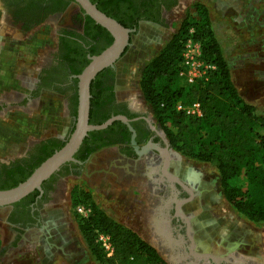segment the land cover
Segmentation results:
<instances>
[{
  "label": "trees",
  "instance_id": "obj_1",
  "mask_svg": "<svg viewBox=\"0 0 264 264\" xmlns=\"http://www.w3.org/2000/svg\"><path fill=\"white\" fill-rule=\"evenodd\" d=\"M14 1L12 9L14 19L16 21L20 17L29 19L31 24L25 27L27 29L40 23L46 11L57 8L54 5L57 0ZM90 1L123 26L135 30L140 22L166 26L162 12L176 3V0ZM71 2L74 0H65L59 11H64ZM194 12L195 16H185L180 21L169 39L144 63L138 81L139 90L150 108L152 119L164 131L169 144L183 156L213 166L218 173L219 186L229 206L247 221L264 224V112L241 97L232 80L224 50L212 28L206 6L195 3ZM74 20L84 21L82 32L63 29L62 34H65L66 38L78 36L85 44H90L92 41L89 39L92 38L96 42L83 51L81 64L69 71V74L73 75L80 73L88 63L89 58L84 56L85 52H89V55L98 54L112 41L111 34L84 14L80 7L74 15ZM189 27H193V36L200 41L202 58L213 63L215 69L209 73L206 80L185 85L178 76V64ZM66 47L61 57L73 52L69 44ZM127 48L128 46L123 54ZM105 70L106 68L99 71L90 83L88 122L92 124L101 123L115 114H124L128 118L133 116L126 108L109 105L104 99L105 96L96 90L98 78ZM74 90L73 117L76 116L77 107L75 77ZM196 100L202 111L199 117H189L175 109L177 103L189 104ZM73 126L74 123L63 138L53 136L40 139L21 157L13 158L7 163L0 162V189L13 187L23 181L40 162L65 143ZM115 127L121 128L119 137L113 132ZM102 135L106 136L100 139ZM129 135L130 131L126 125L116 120L105 129L88 132L74 158L84 159L90 152L102 146L128 142ZM96 137H99V140L93 142ZM122 149L134 154L131 147L124 146ZM238 176H242L244 182L235 185L231 180ZM74 193V205L80 203L89 208L87 216L79 218L78 229L89 252L99 264H168L154 246L142 239L136 231L99 209L88 191L80 189L74 190ZM29 194L12 206L19 207ZM7 220L16 221L11 214L7 216ZM96 231L108 236L112 249L110 255L106 254L97 241ZM17 245L18 243L14 241L7 249L13 250ZM7 249L4 250L2 247L0 238V261Z\"/></svg>",
  "mask_w": 264,
  "mask_h": 264
},
{
  "label": "rangeland",
  "instance_id": "obj_2",
  "mask_svg": "<svg viewBox=\"0 0 264 264\" xmlns=\"http://www.w3.org/2000/svg\"><path fill=\"white\" fill-rule=\"evenodd\" d=\"M186 2L188 6L185 10L172 20L168 19L166 26L140 22L137 29L131 32V43L116 62L118 95L151 118L150 108L138 86L141 69L169 39L185 16L196 15L195 3H202L207 8L212 28L224 50L232 80L241 97L264 112V0ZM62 18L63 22L68 20V12ZM50 27L48 24L38 26L35 33L22 39L25 40L22 42L17 36L9 34L7 38L14 47L9 52H2L1 62L4 66L0 63V71L17 81L16 78L23 75L21 67L38 64L43 45L51 42ZM54 108L58 115L68 116V133L75 117L68 115L63 100L56 101ZM99 151L106 160L120 158L113 146L103 147ZM124 164L129 175L120 171L121 176L86 178L90 170H81L77 177L64 178L53 203L41 209L44 226L23 233L21 242L13 250L7 249L15 238V232L6 220L10 207H0V238L2 247L7 249L0 264H99L89 252L78 229L81 214L76 210L78 204L74 205L73 201L74 190L80 189L88 191L97 207L117 222L136 231L148 243L160 246L159 232L153 223L154 212L148 210L150 189L146 184L153 175L148 168L147 157L143 155L140 161L124 160ZM172 166L200 192L194 203L187 207L196 215L198 236L204 241L202 246L211 249L216 246L237 252L244 264H264V224L247 221L229 206L219 186L215 168L183 155H179ZM231 182L239 185L244 182V178L238 176ZM161 250V255L168 254V250Z\"/></svg>",
  "mask_w": 264,
  "mask_h": 264
},
{
  "label": "flooded vegetation",
  "instance_id": "obj_3",
  "mask_svg": "<svg viewBox=\"0 0 264 264\" xmlns=\"http://www.w3.org/2000/svg\"><path fill=\"white\" fill-rule=\"evenodd\" d=\"M64 1L57 0V3L55 2L54 4L57 8L46 11L43 14V18L41 17L43 20L40 23L32 25L30 29H27L25 27L31 24L29 19L24 17H20L18 21L14 19L12 9H14L15 1L0 0V9L4 16V23L6 29L9 30V32L8 30L6 31L8 36L9 34H13V36L15 35L14 37L17 36L16 38L21 41L29 36L31 37L35 33V28L42 24H48L52 27H50L52 29L50 32L51 42L47 44L46 49L39 55L35 74L31 79L27 78L24 74L18 76L27 85L29 89L28 94L15 91L1 93L0 110L13 106L24 108L26 103L35 99L42 90H49L62 97L68 115H72L75 90L74 77H72L73 74H69V71L81 64L83 51L95 43L96 40L94 38L89 39L92 42L85 44V41L78 36L66 38L65 34H62L61 31L63 29L75 30L81 33L82 26L84 25V21L74 20L75 13L79 11L76 3L71 2L66 6L64 11H59V7ZM187 6L186 0H176V3L170 9L162 12V17L166 22L168 19L172 20L180 11L183 12ZM67 12L69 14L68 22H61L62 16ZM67 44L71 46L73 52L61 57L60 55H64L63 49L67 48ZM89 54V52H85L84 56L88 58ZM116 62L112 67H106V70L99 76L96 90L105 96L104 99L109 105L126 108V110H129L133 114L129 119L135 130V144L138 146V150L142 149L143 152L138 153L134 148V145L131 143L130 132L128 142H116L105 145L93 150L84 159L76 158L77 161H68L62 164L58 170L44 181L41 185V190L30 192L28 198L19 207L9 206L10 209L7 216L11 214L16 219L15 222H11L6 217L10 228L15 232V238L10 245L14 241L19 245L22 235L26 231L44 226L41 221V209L53 203L64 178L77 177L81 173V170H90V173L85 176L86 178L99 175H102L104 178L106 176H121L120 171L129 175V170L126 168L124 160L140 161L141 157L146 155L148 168L153 175L151 179H148L146 184L147 188L150 189L148 210L154 212L153 223L161 234H158L159 247L167 250L169 246L174 256L177 253L176 259L179 264H244L241 262L240 255L237 252H230L221 249V247L216 248V246L212 249L202 246L204 241L198 236L199 229L197 227L198 224L195 222L196 215L192 209L187 207L194 203L200 192L183 179L177 168L172 166V163L182 154L169 144L164 131L152 119V114L151 118L148 117L146 113L132 106L126 98L118 95L116 88ZM119 130H121L120 127L113 129L117 137L120 136ZM66 134L63 136L50 134L30 141L23 152L25 154L28 148L40 139L53 136L63 138ZM103 136L106 135L99 136L100 139ZM99 137H96V140H93V142L99 140ZM91 145L89 144V146ZM107 146H113L120 158L106 160L99 150ZM124 146L127 148L131 147L134 154L129 153L127 149H122ZM21 156L19 154L13 158ZM121 158L123 159L122 162H120ZM12 159H8L7 161L0 160V162L7 163ZM161 253L160 251L159 254L161 255ZM246 263L248 264V262Z\"/></svg>",
  "mask_w": 264,
  "mask_h": 264
},
{
  "label": "water",
  "instance_id": "obj_4",
  "mask_svg": "<svg viewBox=\"0 0 264 264\" xmlns=\"http://www.w3.org/2000/svg\"><path fill=\"white\" fill-rule=\"evenodd\" d=\"M74 2L83 10L84 14L88 15L95 23L104 27L111 34L112 41L98 54L89 55V61L80 73L72 75V77L77 79V107L74 126L65 143L40 162L23 181L13 187L0 189V207L11 206L33 190H41V183L58 170L62 164L68 161H77L76 158H74V154L88 132L105 129L116 120L124 123L131 132V143L134 145L136 151L138 153L143 152L142 149L138 150V146L135 144V130L130 123V119L126 115H111L98 124L88 122L91 96L90 83L92 79L102 69L114 66L115 62L123 54L125 48L129 46L130 33L135 29L123 26L116 19L99 10L96 4L90 0H74ZM153 145L156 146L155 144ZM12 158L13 157H6V159L0 158V160L7 161ZM151 245L159 252H162L161 248L159 246L157 247L156 244ZM167 250V255H161L163 259L168 264H179L178 260L174 259L176 255H173L169 246Z\"/></svg>",
  "mask_w": 264,
  "mask_h": 264
},
{
  "label": "crops",
  "instance_id": "obj_5",
  "mask_svg": "<svg viewBox=\"0 0 264 264\" xmlns=\"http://www.w3.org/2000/svg\"><path fill=\"white\" fill-rule=\"evenodd\" d=\"M64 19L62 18L61 22ZM69 20V19H68ZM66 20L65 22H68ZM4 16L0 9V63L2 52L12 50L14 45L7 38ZM9 32V30H8ZM49 44V43H48ZM221 45V44H220ZM44 50L47 45H43ZM222 48V46H221ZM223 50V48H222ZM21 67L22 74L31 79L35 74L37 64ZM17 81L0 71V95L4 92H22L28 94V87L19 78ZM62 101V97L52 91L42 90L25 107H10L0 110V156H12L22 153L30 141L39 139L45 135H64L68 128V116L58 115L55 111L56 101Z\"/></svg>",
  "mask_w": 264,
  "mask_h": 264
},
{
  "label": "built area",
  "instance_id": "obj_6",
  "mask_svg": "<svg viewBox=\"0 0 264 264\" xmlns=\"http://www.w3.org/2000/svg\"><path fill=\"white\" fill-rule=\"evenodd\" d=\"M193 35L194 29L193 27H189L184 39L181 50V58L178 64V76L180 81L185 85L206 80L209 73L215 69V65L213 63L207 62L202 58L200 41ZM175 109L182 111L189 117H199L202 115V111L197 100L189 104L177 103ZM76 210L82 217L87 216L89 212V208H86L83 204L76 205ZM96 238L106 254L110 255L112 249L108 236L103 232L96 231Z\"/></svg>",
  "mask_w": 264,
  "mask_h": 264
},
{
  "label": "bare ground",
  "instance_id": "obj_7",
  "mask_svg": "<svg viewBox=\"0 0 264 264\" xmlns=\"http://www.w3.org/2000/svg\"><path fill=\"white\" fill-rule=\"evenodd\" d=\"M160 218H161V217H160ZM176 256H177V253H176ZM176 256H175V257H176Z\"/></svg>",
  "mask_w": 264,
  "mask_h": 264
}]
</instances>
